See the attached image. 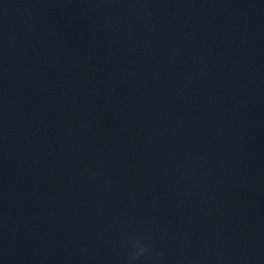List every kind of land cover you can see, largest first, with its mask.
Returning a JSON list of instances; mask_svg holds the SVG:
<instances>
[{"label":"water","instance_id":"obj_1","mask_svg":"<svg viewBox=\"0 0 264 264\" xmlns=\"http://www.w3.org/2000/svg\"><path fill=\"white\" fill-rule=\"evenodd\" d=\"M0 259L264 264V0H0Z\"/></svg>","mask_w":264,"mask_h":264},{"label":"clouds","instance_id":"obj_2","mask_svg":"<svg viewBox=\"0 0 264 264\" xmlns=\"http://www.w3.org/2000/svg\"><path fill=\"white\" fill-rule=\"evenodd\" d=\"M145 251V249L143 248V247H141L140 248V252L142 253V252H144Z\"/></svg>","mask_w":264,"mask_h":264}]
</instances>
